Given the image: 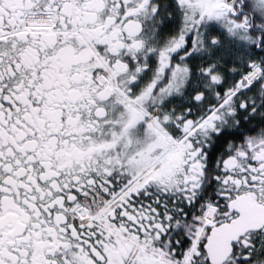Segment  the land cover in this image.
Returning a JSON list of instances; mask_svg holds the SVG:
<instances>
[{
	"label": "snow or ice",
	"instance_id": "6c2138e0",
	"mask_svg": "<svg viewBox=\"0 0 264 264\" xmlns=\"http://www.w3.org/2000/svg\"><path fill=\"white\" fill-rule=\"evenodd\" d=\"M0 264H264V0H0Z\"/></svg>",
	"mask_w": 264,
	"mask_h": 264
}]
</instances>
